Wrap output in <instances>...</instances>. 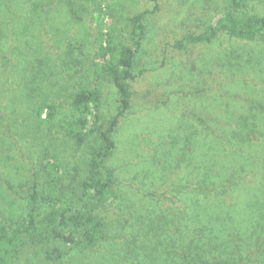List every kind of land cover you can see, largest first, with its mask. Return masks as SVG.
<instances>
[{"label": "rangeland", "instance_id": "374dc122", "mask_svg": "<svg viewBox=\"0 0 264 264\" xmlns=\"http://www.w3.org/2000/svg\"><path fill=\"white\" fill-rule=\"evenodd\" d=\"M58 3L62 7H54L55 21L66 27L50 22L52 11L41 19L54 56L43 55L41 43L32 45L29 39L26 43L30 62L24 68L35 65V76L24 79L21 74L16 81L9 72L11 65L16 66L19 44L0 56L4 58L0 59V227L11 231L27 218L34 186L42 194L54 186L73 196L74 178L88 177L89 150L97 145L98 133L92 132L77 146L61 128L60 118L79 87L99 90L96 108L104 126L118 113L120 94L101 65L107 57L100 44L106 46L110 38L114 55L120 45L129 44V18L143 10L153 11L144 18L136 77L130 80L131 104L119 117L112 133L115 147L106 159L114 170V198L97 199L94 209L105 222L104 236L94 246L70 249L63 264H180L181 250L193 237L189 222L205 221L221 202L225 208L219 204L220 210L236 218L253 211L264 220V189L246 178L239 179L233 198L209 204L207 197L210 190L222 187L232 169L242 172L233 145L237 135L245 137V129L235 132L238 126L222 113L223 107L240 100L258 112L257 104H264V70L248 55L246 44L222 34L211 42L186 38L205 31L219 12L234 10L229 2L78 0L71 10L65 1ZM261 12L264 0H248L235 14ZM37 82L42 88L36 90ZM43 92L56 105L53 122L36 119ZM252 109L238 117L243 121L252 114L255 119L260 114ZM42 114L45 117L46 111ZM258 155L264 165V147ZM49 160L58 162L57 172L48 166ZM246 161L243 167L250 169ZM250 232L248 241L257 238Z\"/></svg>", "mask_w": 264, "mask_h": 264}, {"label": "trees", "instance_id": "16d2710c", "mask_svg": "<svg viewBox=\"0 0 264 264\" xmlns=\"http://www.w3.org/2000/svg\"><path fill=\"white\" fill-rule=\"evenodd\" d=\"M40 1L0 0V56L13 44L21 46V49L15 51L16 66L11 65L9 68V72L13 73L16 81L18 78L20 80L21 74L24 79L35 76V65L24 68L30 62L28 47H26L28 39L29 44L32 45L41 43L43 55L46 52L52 56L55 54L51 49L49 30L42 24L41 19L49 16L52 11L50 22L55 25L59 23L55 21L58 14L54 11V7H57V4L58 7H62V4L58 3V0L52 2L44 0L45 3L47 1L49 3L42 5ZM61 1L69 4L70 10L78 2V0ZM227 1L234 10L219 12L214 23L210 24L205 31L199 34H188L186 38L196 42H211L218 34H222L227 39L243 42L249 52L246 53L254 56L257 67L260 66V69L264 70V63L262 65L264 62V12L237 15L235 11L248 0ZM97 8L101 12L100 16H104L102 3H98ZM152 11L143 10L129 18L132 26L131 42L120 45L119 49L115 50V55L114 52L110 53V38L106 46H103V42L100 44V48L106 52L105 58L107 57L101 65L105 64V71L120 94L118 113L104 126L96 108L100 99L99 90L79 87L73 93L69 107L64 109V115L60 118L61 128L75 139L77 146L85 142L92 132L98 133L97 145H93L89 150L88 177L82 180L74 178L73 196L63 194L62 189L54 186H49L48 193L42 194L34 186L28 198L30 210L27 218L11 231L0 227V264H63L70 249L91 247L103 238L105 222L94 213V209L97 206V199L114 198V170L106 164V159L115 147L112 133L119 122V117L131 104L130 80L136 77L134 68L146 32L144 18ZM60 25L61 28L66 27L63 23L58 24ZM25 26L28 27L22 30ZM106 34L111 35L108 30ZM181 43V41L178 42L180 45ZM260 46L263 49H260ZM254 49L258 50V54H254ZM0 59L4 58L0 57ZM2 67L3 65L0 64V68ZM261 74L264 75V71ZM38 88L42 86L37 82L36 90ZM41 96L43 98L38 100L39 103L35 108L36 119L40 122H53L57 112L56 105L45 92ZM242 102L235 100L232 107L222 109L223 114L231 117L230 123L237 124L235 132L241 128L245 129L243 131L246 133L245 137L240 138L237 135L234 140L236 143L233 145L242 172L237 173L236 169H232L231 174L225 177L220 189L210 190L207 193V197H211L208 200L209 204L213 203L210 201L217 202L227 197L233 198L232 193L238 189L237 185L241 184V179L246 178L258 183L264 189V177H261L262 179L259 177L260 173L264 172H260L261 168L264 170V165H260L262 158L258 155V151L264 147V120H260V117L264 116V104H257L256 109L259 111L255 112L252 106ZM250 109L254 114L260 115L254 119L252 114H249L250 117H244L242 121V117H238L239 114H248L247 110ZM44 111L46 116L42 118ZM246 159H249L246 165L250 169L243 167ZM48 166L58 171V162L49 160ZM219 204L225 208L222 202ZM219 204L213 207L214 213L209 214L205 221L189 222L188 231L191 235L193 234V237L181 250L183 262L180 264H264L263 218L256 217L253 211H249L242 214L239 219L232 216L229 211L226 212L227 210L221 211ZM196 207L198 206L194 208ZM239 227L242 228L241 234ZM256 230L259 232L256 233ZM249 232L255 234L257 238L255 237L256 239L252 241L246 240ZM218 237L221 240L217 241ZM255 244L256 246L252 248Z\"/></svg>", "mask_w": 264, "mask_h": 264}]
</instances>
